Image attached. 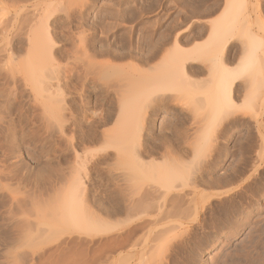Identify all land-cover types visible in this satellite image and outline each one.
Segmentation results:
<instances>
[{"label": "rangeland", "instance_id": "374dc122", "mask_svg": "<svg viewBox=\"0 0 264 264\" xmlns=\"http://www.w3.org/2000/svg\"><path fill=\"white\" fill-rule=\"evenodd\" d=\"M17 1L20 2V0H16V4H17L16 5L15 3L12 4L13 2H15V0L14 1H12V0H0V3H1L0 4L1 5L0 6V15H1L0 18L4 17V19L6 20L5 21V20L0 19V21L2 23L0 25V30H1L0 31V38H2L1 37L2 33L4 34L5 31H8L9 32L8 38H9V40L10 39L12 40V43H11V40L9 41L8 39H6L9 41L8 42L10 44L9 45V44H7V41H3L2 39H0V43H1L0 44V59H1L0 60V62H1L0 63V76H1L0 82L3 81L4 83H6L5 82L6 79H7V83L9 81V79L6 78V77L10 76V75H8L9 73L7 72L8 67L12 64H16V62L21 59L20 53L18 55V52L22 49V46H24L25 34L28 33V30L30 28L29 27L31 25L30 21L33 23V18H32V17H34L33 14L35 15V12H32L33 10H31V9L33 6L37 5V7H38V5H43V1H45V0H33V1L32 0H25V2H24V0H22L20 3H17ZM57 1L58 2L60 1L61 5L63 7H66V8L60 7V5H59L60 2L58 3ZM73 1L72 0H64V1L63 0H56V3L58 4L56 9H59V8L67 9L68 8V11L67 10H65V11L69 12V16L73 14L71 16L73 18L72 23L70 24L72 26H70V30H69V31H71L69 36L72 39L67 40V37H66V40H65L63 36H62V38L60 36V35H63L62 28L64 26H65L64 28H66L68 26L67 21H66L67 20L66 15L64 16V14H63L66 12L63 9H62L63 11L61 9H59L63 13L60 12L59 15L57 14L56 17L53 18V20L49 21V25L52 26V27L50 26L52 28V29L50 28L51 29L50 35H52V37L53 36L55 37L57 35L56 38L53 37V40H54L53 43L55 42V45L57 43H58L57 45H60L59 50H57V48H56V50H55V48H53V50H54L53 55H56V53H58L57 58L55 57L56 59H54L55 63H53V64H55L54 69L56 67H57L56 69H60L63 67L62 69H60V71L62 70L61 73L60 72L58 73L59 76L60 75L62 76V74L65 71L64 68L67 69V65L70 66V65H73L74 63H77L75 61L78 60L80 57V61H78V64H75L77 68L81 67V69L79 68L78 70L82 71V68L84 67L83 68L84 70L87 69L86 71H89V72H87L89 75L93 76V73H94V76L92 77V79H94L93 81H91L92 80L91 78L89 79V77H88L89 75L87 76V80H90V81H88L89 82L88 86L90 84H92L93 86H90V87H94V88L96 87L95 89H89L87 94H86V97H88L87 101H88V108L90 107L89 108L90 111L97 109L100 105V99H98L99 101L95 100L96 97L98 96L96 94H98L99 89H102L103 86L101 84L104 85V83H106V82L103 81V79L101 78V75H99L98 73L100 72L99 69L101 70V69H103V67H106L105 65L108 64L109 59L106 57L96 56L94 58V60H95V62H97L98 66L94 65L93 67H89V69H88V66L86 63L87 62L86 57L81 55L82 52L79 49H76L77 52H75L76 51L75 48L78 46L73 47L74 52H73V48L71 47L73 44L79 45L78 38H80L81 34H83L85 36L86 46L89 44L87 46L89 48H87V47L86 48H87L88 54H91V56L94 54L92 52H94L95 50L96 51L100 50L103 47L106 49V46H109L108 49H115V47H117L116 45L120 44V42L122 43L123 39L125 40L126 36H128V35L132 36L133 47L134 46L137 47L139 42H140L139 44H141L144 41H147V39L150 38V35L152 37L150 39H152L155 42L158 39V37L161 35V33L165 34L166 31L169 32L172 29H174V30H172L171 33H167V34H169V37L172 35L171 36L172 38L170 37V39H172V41H173V38H174V36L176 37L177 32L180 33L182 30H184L186 28V32L183 34H179L177 36V38H178V42H180V40H181L184 43V40H185L186 45H185V43L183 44L182 42L179 43V45L180 44H181V46L185 45L183 47L188 48V47L192 46L193 41H195V40L201 41V39L202 40L204 39V37L206 36L205 31L208 30V28H207L208 27L207 26L208 20L207 19H209L210 17H215L216 15H219L222 8L224 7V4H225L224 0H217V3H215L212 6L210 5V3L213 0H192V1L191 0H80V1L79 0H76V1L73 0ZM65 2H66V4H65ZM83 2H84L86 7H84V5L81 7V3L83 4ZM56 3L54 5H56ZM67 3H70V4H67ZM150 4L153 6H151ZM197 4H199V5H197ZM216 4L218 5V8H216L215 12H213V14L211 16L210 15L200 16V14H198V13L204 11L207 7L208 8L214 7L215 8ZM4 5L6 6V8ZM70 5H72V7ZM23 6L25 7L24 10H26V12L23 10V12L20 13V16L18 17V19H16L18 22L14 21L15 20L14 14H12V13H14V9L16 8L15 10H18V8L20 9ZM196 6H197V8H196ZM77 7H78V9H77ZM38 8H40V7H38ZM75 8H76V10H74ZM2 9H4L5 13H3ZM70 11H72L71 12L72 14L70 13ZM140 11L143 13H141ZM136 12H138V13H136ZM4 14H5V16H4ZM134 14H136V15H134ZM30 15H31V17H27ZM110 15L113 17H117L119 22H115V19H113V17H111ZM243 15L246 17V22L244 21V23H247V25L250 26V27L249 26L248 27L251 29L252 32L257 34L258 36L263 37V39H264V0H246V10H245V13ZM81 16H82V18H81ZM106 16L110 17L111 19L106 17ZM71 17H69V18L71 19ZM83 17H86V18H83ZM245 17H244V20H245ZM102 18L105 19V20L103 19V22L101 21ZM119 18L122 19L121 22H120ZM123 18L125 19V21L123 20ZM126 18H128V20ZM129 18L132 20L134 19V20L129 22L130 21ZM185 18L187 21L184 20ZM77 19H79V20L81 19V20H83V23L84 22L86 23V24L84 23L85 28H86V26H89V27L86 30H84L85 29L84 27H83V30H79V29L77 30V28L75 27V24H74L75 20H77ZM97 19L101 23H104V21H105V25L107 23V25H106L107 27L106 26L101 27L102 24L99 23V21ZM212 19H214V18H212ZM10 20H11V23H10ZM63 20L66 22H63ZM73 20H74V22H73ZM184 21H185V23H184ZM110 22L113 24V26L110 24ZM20 23L23 27L22 26L20 27ZM23 23H24V25L25 24H27V25L24 26ZM98 23H99V25L97 26ZM5 24H7V25H5ZM8 24H9V26H8ZM116 24H117V26H116ZM6 26L8 28L4 31L3 29L6 28ZM10 26H11V29H10ZM149 26H150V29H149ZM187 26H188V28H187ZM64 28H63V30H64ZM112 28H113V30H112ZM21 29H23V30H21ZM168 29H170V30H168ZM2 30H3V32H2ZM108 30H109V32H108ZM198 30L202 32V33H200L202 35L201 36L202 38L201 37H198V39L195 38V40L193 39L192 41H190V43L188 42L189 44H187L186 41L189 39V35L191 34L190 36H192V35H195L196 33L198 34ZM17 31H18V34H17ZM25 31H26V33H25ZM81 32H83V33H81ZM14 33H16V34H14ZM20 33H21V36H20ZM58 33H60L59 34L60 37L58 36ZM83 35H81V36L84 37ZM86 36H87V38H86ZM121 36L123 38H121ZM143 36H146V37H144V39H143ZM184 37L185 38L187 37V38L185 39ZM58 38L59 39L61 38L60 40H63V41L60 43V41L57 40ZM170 39L168 41L169 44H171ZM72 40H73V42H71ZM57 41H59V42H57ZM167 47H169V45H167ZM64 48L70 49V50L72 49V51L67 52L65 49L64 50L65 54H64L63 53ZM239 49H241V48H240V44L237 41L236 42L234 41L233 44L230 46V49H229L230 57H229V59L233 58V61L231 62L232 65H234L233 63L238 58L239 51H240ZM2 51L3 52L5 51L4 52L5 54ZM121 52H122V50H121ZM11 53H13V54L11 55ZM69 53H71V54L69 55ZM74 53H75V55H73ZM8 55H11V58L13 57L10 60V62L13 60L14 63L12 62L11 64H9L8 57H7ZM65 55H66V58H65ZM21 56H22V54H21ZM58 57L63 58L64 61H62V59L60 61V58H58ZM74 57H75V59H74ZM77 57H78V59H77ZM93 57H94V55H93ZM57 59L60 62L56 61ZM67 59H68V61H67ZM69 59H70V62H69ZM71 59L72 60L74 59L73 60L74 62L71 61ZM83 59H86L85 65L82 64V63H84ZM102 60L105 62L107 61V63L102 62ZM79 62H80V64H79ZM120 62L122 63V61H120ZM120 62H117V63H116V61H114V63L110 62L111 64L109 63L108 65H115V63H116V65H118ZM126 63H127V61H124L123 65ZM1 64H3V65L1 66ZM81 64L83 67L81 66ZM58 65L60 66V68ZM94 67H96V68L98 67L99 69L98 68L96 69ZM91 70H93V71H91ZM61 76H60V78H62ZM3 78L4 79L6 78L5 81ZM76 79H77V76H75V78L72 79L74 81L71 80V82H66V83L62 81L63 79H61L62 83L60 84V88H62L61 90H63L64 93L66 92V95H69V93H68V91L70 92L69 89H71V93L73 92L74 94L76 93V89L78 90V88H77L78 85L75 89L76 83L74 84V82L77 81ZM52 83L54 84V86L57 84L54 82H52ZM2 84L3 83H0V85H2ZM16 84H17L16 90H18V88H19V90H20V88L21 89L24 88V87H22L23 85H21V84H20L21 86L20 85L18 86V81ZM65 84H66V86H65ZM69 84H70V86L68 88L67 85H69ZM242 84H243L242 82H240L238 84V85H241V86H238L240 89L237 87V90L239 89L238 93L236 90L234 92V95H233L234 102L237 104L238 103L240 104V102L242 101V97H243V93H244V92L241 93V91H242L241 89H243ZM7 85L6 84L4 85L5 88L2 91H4L3 93H5L4 94L5 98H7V96H6V93H7L8 95H11V99H13L14 95L16 96V94L19 93L18 92L19 90L16 91L17 93H15V91H13V89L11 88L12 86L10 85V87H8L9 85L8 86ZM72 85H74V86H72ZM6 86L10 90L8 88H6ZM16 86H15V88H16ZM2 87H3V85H2ZM73 87H74V89H73ZM0 88H1V86H0ZM97 88H99V89H97ZM260 88L261 89L257 93V98L253 103V107H254V108L252 107L253 111H249V113H247L248 110H247V112L244 110L245 111V112H243L244 115L242 113L243 110L238 111L237 115L236 114L234 115L236 117L233 116L232 117L233 119L229 118V120H231V121H229V124L224 123V124H227L226 130L223 131L222 133H219L220 135L219 134L217 135V139H214V138L212 139L213 141L211 143L210 149L212 150V147H213L217 151H215L213 149L214 151L212 150L213 152L211 151L208 154V152L210 150L209 149L207 151V153L204 154V156L202 155V156L196 157V155L193 152L194 148L192 146H191L192 147V150H191V149H187L186 145H183L181 148H174L172 151L169 150V153H168V151L166 153V152H164V150L163 151L160 150L159 151L160 153L157 152L158 154L157 153H156L157 155L155 154L157 157L156 156L152 157L153 158L152 161L151 160H144L145 162H152L153 163V161H154L156 163L157 162L160 163L161 161H163V162L166 161V160H162L163 156H164V158L165 157L166 158H178V161L177 160H174L175 162L172 160L171 161L174 162V164H176L177 166L181 167L182 170L187 168L186 169L187 171L185 170V172H186L187 176L190 177V178L188 177V180H186L183 184L181 183L182 185L180 184V186H179V183L177 184L181 189H183L182 191H179V193L182 192L181 194L183 196L184 195L188 196L189 197V198L187 197L188 200L193 199V193L191 195L192 191H191L189 186L192 183L191 180L193 181V179L195 178L196 179L195 181L198 182V184H199V186H197V189L199 188L198 189V191L200 193L199 195L203 194L204 200H206L204 202L205 204L203 203L204 205L201 204L199 206V208L196 210L198 212H196L195 216L193 213V211H195V210L192 208V211H190V209H189L190 207H193V206L189 205L190 207L188 209L185 208V211L187 210V213H189V214L184 212V215L186 214L185 215L186 217L185 216L178 217L181 220L178 219L177 217H173L174 219L169 217L172 220L169 218H167L168 219L167 220L165 217L163 219V221L161 220V222H160L159 217L157 218V216H155V215H157V213H156L157 212V210H156L157 206L156 205H158V202L160 201L159 196L161 197V194L158 196L157 192L155 191L156 192V195H155V192L152 193L153 189H149L150 187L148 186L149 187L148 188L147 185H144L145 186V188H144V186L142 185L143 186L142 189L143 190L145 189L144 192H146V194L143 193L144 197H142L143 196L142 195L143 190L141 189L142 192H141V190L139 191V193L141 192L140 195L136 194L135 195L136 197L134 198V196H133V198L138 199L137 196H140V197H142L141 199H143L144 201L143 200L139 201L141 199L136 201V200L131 198L133 200V203L139 202V204H140L139 207H137V206L135 207V209L132 211V213L135 212V215H137V212H139V213H140V211L144 212L145 213L144 216L146 219L148 218V217H146V214H148L149 218L150 219L152 218V220L155 219V217H156L157 219L153 220V221H156V223L150 225L153 227L154 231L150 230L149 227H146L147 230L144 228L145 230L144 229L141 230V231H144V235L141 234L140 233L141 231H140L139 232L140 234L139 235L137 234V236L132 240V242L135 240H136V242L135 243L131 242V245H133V246L131 247L129 245L131 248H129L127 246L126 247L127 249L122 248L123 250L122 249H114L113 251H115V250L116 251L115 252L112 251V253H110V251H111L110 248L112 247V245L117 240L120 239V238H117L115 240L116 237L111 235L114 233L117 236V234L115 232L110 233L107 236L106 235L103 236L102 234H98V235H95L93 237L87 238L88 236H85L82 234H77V233L70 234V233H67V231H65V230H63V231L61 230L59 232L56 231L55 234H53L54 231L52 232V230H49V229H52V227H55V229L58 230V228H56V221H53L54 219L52 220V218H54V217L56 219V216H54L55 215L54 211H55V209H57V208H55V206L58 207V205L51 203V202L55 201V203H56V201H58L56 199H59V194L61 192V188H63L67 183L66 182L65 185H63L64 184L63 182L66 180V178L68 180V183L71 180V178H70V173H71L70 170L71 169L69 170V178H68V175L67 176H64V175H66V173L68 172V170H66V169L70 168V166H68L69 167L68 168L65 165H68V164H66L67 160L71 161L73 159V158L71 159L72 153H70V155H69L70 150H68L67 142L65 140H64L65 141L64 143L62 142L63 140L60 141V139H63V138L58 139V137H61V135L57 136L59 134H57L56 132H54V133L50 132L51 135H50V133L49 134L45 133L44 132L45 129L42 127V125L39 126L40 124H38V123L35 124V120H36V122L39 121L38 116L33 114V112L30 110L32 107L27 104V102H26L27 98H26V100H24L25 97H27V93L25 92L26 94L25 93L23 94L21 92L22 95L20 94V96H19V94H17L20 98L18 96L14 97V99H16L18 97L16 99L18 101L15 100L14 105L18 106L20 104L18 102L21 101V104L19 106L22 107L23 100L25 101L24 103H26L25 105H27L28 107L27 106L25 107V105L23 103L24 107H22V108H24L23 109L24 111L23 112L21 111V112L23 114L25 113L24 116L28 119V121L26 118H24L22 113L21 114L18 113L19 117H16L15 115L17 113H14L15 111H12L11 112L12 115L9 117H13L12 119L14 121H12V119H10L9 117L8 118L10 121L13 122V123L11 122L13 127L10 126L11 123L9 120H5L6 125H4L3 128L0 127V143H1L0 144V187H1L0 188V264H65L66 262H69V261H70V264H74V263L76 264L78 262L76 260H79L80 264H83V263L84 264H96V263L97 264H117V260H119V257L121 255H122L121 257L126 256V258L125 259L122 258V260L120 259L121 262L118 264H124V262H125V264H135V263L136 264H155L157 262H158V264H159V262H160V264H264V163H263L264 162V143H263L264 142V131H263L264 130V82ZM5 89H6V91L9 90L8 91L9 93L6 92ZM11 89H12V91H11ZM23 90H21V91H23ZM72 90H74L75 92ZM10 91L13 92V95H12V93H10ZM21 96H22L23 100L21 99ZM110 96L113 97L114 95L110 94ZM8 97L10 99V96H8ZM67 97H65L66 101H67L66 102L67 105H71V106L75 105L76 106V104H77L76 100L77 99L70 101L71 99L69 97L68 98ZM74 101L76 104L74 103ZM94 101H96V102H94ZM98 102H99V104H96V105H98V106H96L95 103H98ZM183 103L184 102H182V104L180 103L182 106L180 104H178L177 107H179L178 109L182 114L183 113L186 114L185 116L188 119L186 121L187 126H185V128L187 127L186 128L187 131L184 130V133H186L189 136V139L187 138L186 144H191L194 137H195L194 133H192V132L196 131L195 127L196 128L198 126L202 127L203 123L200 125L194 124L195 121L190 119V118H193L192 108L188 105H187L188 107L186 105L183 106ZM184 104H186V103H184ZM171 105H174V104H171ZM25 109H27L29 111H27ZM185 109H187V110H185ZM1 111H2V114H0V115L6 117L5 119H8L7 116H5L6 113L3 114L4 111L0 110V112ZM30 112H31V114H30ZM28 113L30 116L28 115ZM67 115H68V112H67L66 116ZM162 115H166L164 117L168 116L169 118L168 117L167 118L169 120H167V118H166L165 119L166 122H165ZM174 115H175V113L172 110V108L168 107L165 110H159L157 112V114L154 116L155 118L152 120L153 122H151V126H152L151 127V131H152L151 135L153 138L157 137L156 139L155 138L153 139V141L155 140V143L156 142L158 143V141L163 138V136H161V134L163 135V133H164L163 129L170 128V127L172 128L173 126L174 127L178 126L177 125V124H179V122L177 121L178 116L176 117V115L175 116ZM14 116L16 117V119ZM90 116L91 115L88 116L89 119H91ZM32 118H34V119H32ZM35 118H37V119H35ZM179 119H180V116H179ZM19 120H20V122H19ZM23 120L24 121L26 120V124ZM32 121H33L36 129L38 127L37 130H41L43 128L42 129L43 131H36V129L33 127L34 125H33ZM188 121H189V124H188ZM28 122L30 124L27 125ZM164 122L167 124L169 123L168 125H166L169 127H166V126L164 127V125H165ZM192 123H193V126L190 125ZM194 125H195V127H194ZM196 125H198V126H196ZM0 126H2V125H0ZM5 126H7V127H5ZM9 126H10V128H9ZM31 126L34 129H32ZM39 127L40 128L42 127V128L40 129ZM222 127H223V125L221 126L220 130L222 129ZM8 128L10 130H8ZM13 128H14L13 133L16 132V133H14L16 135H13L11 137L10 134H13L11 132ZM31 129L34 131L32 132ZM189 129L191 131H189ZM64 130L65 131L63 132V135L65 137L67 135L71 134V133H69L71 129L68 125L65 126ZM218 130H219V128L217 129V131ZM220 130L218 132H220ZM17 131H18V133H17ZM162 131H163V133H162ZM214 131H216V130H214ZM6 132H7V134H6ZM30 132L33 134H31ZM42 132H44L45 134L43 135ZM30 134H31V136H30ZM52 134H54V136H52ZM65 134H67V135H65ZM186 134H185V137H188ZM7 135H8V139L11 138V140L6 139ZM48 135H50V136H48ZM214 135H215L214 137L216 138V134H214ZM51 136H52V138H50ZM158 136L162 137V138H159ZM53 137L55 138V140H52V139H54ZM56 137L59 140V141L57 140L59 143L56 142ZM261 137L263 138L262 139L263 142L261 141ZM43 138H46V139H43ZM49 138L56 143V144H54L55 146L53 145L54 142H52ZM5 139L7 140V142H5L6 141ZM47 139H48L49 143L47 142ZM9 141L11 143H8ZM64 144L65 145L67 144V145L65 146ZM98 145L100 146V144H98ZM98 145H96V146L99 147ZM191 145H193V143ZM92 146H94V145H92ZM92 146H91V148H89V151L95 150L93 148H95L96 146L93 148H92ZM49 147H52L53 149L49 148ZM96 149H98V148H96ZM174 151H175V153H174ZM184 151H188V153H184ZM97 155L99 156V157H97L98 159L96 158V160H91L92 163H89L90 160H88L89 161L88 164H91V165L87 164V167H86V170H88V172H91V171H93V172H91V174L87 172L88 175H85L86 173L85 174L83 173L87 177L90 175V177H88V178L84 177V175H82V173H80V177L82 179V182L85 183V185L84 184L82 185V189L84 188L83 186H86L85 187L86 191H84V193L81 191L82 194L80 195V197L82 199L81 201L84 203V205H82V207H85L84 212L86 215L89 214L93 218H95L94 216H96L97 218H95V219L98 222L100 221L99 223H108L109 225L111 224V226H112V224L113 225L115 224V226H117L119 224L121 225L123 223V220H121V219L115 220V218L109 219L106 216H103V212H102L103 208H107L109 204H112V206H115L117 203L116 201L121 202L123 199L127 198V197L124 198V196H126L125 194L128 192L122 194L124 191L121 193L118 191V188H114V186L118 185V182L124 185V181L121 180L122 176H120V174L123 172V169L121 170L122 166H120L121 161L120 160H113V158H114L113 151H108V152L103 151L101 154L97 153ZM179 155H182V157ZM194 156H195V160H194ZM107 158H109V159L111 158L112 160H109V159L105 160ZM197 158H198V160H197ZM42 160H43V162H42ZM53 161H55V162H53ZM169 161L170 160H167L166 162H169ZM171 161H170V163H172ZM183 161H186V162H183ZM47 163H50L51 165L53 163V166H55V167L52 166L53 167L52 169L55 171L56 174L54 172L52 174L48 173L52 169H49V171H45V170H47L46 168L49 167V166L46 167ZM70 163L72 164L71 167H73V160ZM95 165H98L99 167L95 166ZM44 166L46 168H44ZM61 167H63V169ZM95 167H98V168H95ZM190 167L193 169H191ZM56 168H57V170H56ZM58 168H61V170H60L61 173H59ZM100 168H101V170L99 171ZM107 168H108V170H107ZM73 169L74 168H72V170ZM190 169H191V171H190ZM89 170H91V171H89ZM109 170H110V172H109ZM236 170H237V172H236ZM240 170H242V172H240ZM40 171L43 174L45 173V175L44 176L43 175L38 176V175H40L39 174ZM120 171H122V172H120ZM50 172H52V171H50ZM105 173H107V174L110 173V174H108L106 176ZM60 174H61V176H60ZM62 174H64L63 179H61ZM199 174H201L200 177H199ZM46 175H49V177L52 176L51 178L53 179L54 182L52 180H50L51 178H49V177H48L49 180L46 177L47 181H44L43 179H45ZM192 175L195 177H193ZM55 176H58V177H55ZM59 176H60V178H59ZM102 176H104V177H102ZM111 177H113V179H117V181L118 180H120V181L117 182L116 180H112ZM203 177H205V179ZM57 178H59L61 180L58 181L59 179L57 180ZM230 178H231V180H230ZM232 178H233V180H232ZM62 180H64V181L61 182ZM206 180L210 181L212 183L204 187L203 185H201V182H204ZM214 181H215V183H214ZM47 182L50 184H48ZM116 182H117V184H116ZM188 183H190V184L188 185ZM60 184H62V185H60ZM121 184L118 185L117 187L121 188L122 187ZM212 185H214V186H212ZM15 186H17V188ZM124 186L122 188H124ZM109 187H110V189H109ZM208 188H210V189H208ZM146 189H147V191H146ZM151 190H152V192H151ZM176 192L177 191L175 190L172 193H168L166 198L164 195L163 200H161V203L163 201V204L165 203V207L167 206V208H172V205H170V202H171V204L173 201L176 203L175 200L177 198H175V197H177L179 194L178 192L177 193ZM159 193H161V192H159ZM189 193L191 196L189 195ZM174 195H175V197H174ZM205 195L207 196V198L210 196L208 198V201H207V198ZM120 196H122L123 198H121ZM127 196L129 197V195H127ZM169 196H170V198H169ZM172 197H173V199H172ZM47 198H48V200H47ZM17 200H19L20 202L19 201L17 202ZM25 200H27V201H25ZM97 200L101 204L98 203ZM157 200H159V201H157ZM82 202H81V204H82ZM174 202H173V205L175 204ZM113 203H114V205H113ZM161 203L158 206H160ZM19 204H20V206H19ZM105 204H108V205H106V207H105ZM51 205H53L54 207ZM38 207L40 209L39 210L40 216L37 214ZM45 207H48L47 210ZM50 207H51V209H50ZM109 207H111V206L109 205ZM140 207H142V208H140ZM165 207H163V211H166V210L168 211V209H166ZM52 208L54 210H52ZM11 210H12V212H11ZM40 211H41V213H40ZM35 214H37L38 216ZM49 214H51V216H53V217L51 218V216ZM56 214H57V211H56ZM142 214L143 213H141V217L143 218L144 216H142ZM135 215L130 214L129 216L130 217L132 216L131 218H133ZM187 215H188V217H187ZM32 216H34L35 220L32 218ZM102 216L105 218H103ZM38 217H40V218H38ZM98 217L102 218V219H98ZM130 217H128V219H131ZM138 217H140V216H138ZM190 217H192V218H190ZM145 218H143V219H145ZM22 219H25V220H22ZM48 219H49V221H48ZM107 219H109V221H107ZM150 219H148V221ZM104 220H105V222H104ZM111 220H112V222H111ZM157 220L159 222H157ZM164 220H166V221H164ZM192 220H194V221H192ZM50 221H52V224H53V222L55 223V225H52L51 228L49 227L51 224ZM27 222H28V224H27ZM46 222H47V225L49 228L45 227V226L42 227V224L45 225ZM151 223H153V222H150V224ZM169 223H171V224H169ZM172 226H173V228H172ZM14 227H17L18 229L14 228ZM22 227H24V228H22ZM44 227L48 228V230L47 229L46 230L48 231V233H50L51 236L54 235V237L52 236V238H50L51 236L49 237V235H48V233ZM152 227H150V228L152 229ZM160 227H162V228L160 229ZM40 228L42 230H39V232H38V229H40ZM148 229L150 231H152V233H151L152 235H150V236L148 235V233L147 234L145 233V231H149ZM43 230H45V231H43ZM41 231H43L44 234L40 233ZM166 231H168L169 233ZM57 232H58V234H57ZM64 232H66V233H64ZM62 233H64V234H62ZM145 234L148 235L149 237H146ZM36 235H37V237H36ZM155 235H159V237H157ZM161 235H163V236H161ZM31 236H33V237L31 238ZM109 236H112V237H109ZM165 236H166V238H163ZM48 237L50 239H48ZM18 238H19V240H18ZM102 238H106L107 241L105 239H102ZM15 239H16V241H15ZM143 239H144V241H143ZM137 240L139 241L138 243H137ZM167 240H169V242ZM21 241H23V242H21ZM26 241H27V243H26ZM164 241H166V242H164ZM91 242H92V244H91ZM159 243H160V245H159ZM104 244H105V247H104ZM151 244H153V245H151ZM158 245H159V247H158ZM151 247L152 248L156 247V248L153 250ZM65 248H67V249H65ZM163 248H166V249L163 250ZM161 250L163 253L161 252ZM69 251L71 253H69ZM67 252H68V254H67ZM151 252H152V254H151ZM153 253H155L156 257L154 256ZM157 253H159L161 256L160 255L158 256ZM164 254L168 259L164 256ZM95 255H97L99 258ZM64 256H65V258H64ZM105 257H107V259H105ZM157 257H159V258H157ZM66 258H67V261H66ZM128 258H130V261ZM72 260H73V262L74 261L75 262L71 263ZM89 262H91V263H89ZM92 262H94V263H92ZM79 263H77V264H79ZM66 264H69V263H66Z\"/></svg>", "mask_w": 264, "mask_h": 264}, {"label": "bare ground", "instance_id": "6f19581e", "mask_svg": "<svg viewBox=\"0 0 264 264\" xmlns=\"http://www.w3.org/2000/svg\"><path fill=\"white\" fill-rule=\"evenodd\" d=\"M12 1H14V0H12ZM21 1L22 0H20V2ZM215 1H217V0H215ZM224 1H225V4H224V7L222 8L220 14L217 15L216 18L210 19V20L207 21L208 30H206L207 32L205 31L206 36L204 37V39L203 40L201 39V41L200 40L199 41L195 40V38L198 39V37L202 36L200 34L202 32L199 31V30H198V34L196 33L195 35H192V36H190L191 35L190 34L189 35V39L186 41L187 44H189L190 41H192L193 39L195 41H193L192 46L188 47V48H184L183 47V46L186 45L185 40H184L185 45L181 46V44L179 45V43H181V42L183 43V41H181L179 39L180 42H178V38H177V36L179 34H183V33L186 32V28L184 30H182L180 33L177 32V35H176V37L174 36L173 41H172V39H170V37L172 35L169 37V34H167V33H171L172 30H174V29H172V30L168 29L170 31L167 32L165 30L166 31L165 34L161 33V35L159 37L157 36L158 39L155 42L152 39H150V38H152L151 35H150V38H148L147 41H144L141 44H139L140 43L139 42L137 47L136 46L133 47V45H132V43H133L132 36L131 35H128V36L125 35L126 36L125 40L123 39L122 43L120 42V44L116 45L117 47H115V49H108L109 46L105 45L106 49L103 47L100 50H97V51L95 50L94 52L91 51L92 53H94L93 54L94 57H93V55L91 56V54H88L87 48H89V47H87V46L89 44L86 46L85 36L83 34H81V33H83V32H81L80 34L83 35L84 37H82L80 35V38H78L79 45H77V44L74 45L73 44L72 46L71 45L70 46L72 48L74 46L75 47L78 46V47L75 48V50L79 49L83 53V54L81 53V55L86 57L87 60L83 59L84 63H82L83 61L81 63L83 65H85L87 63L88 69H89V67H93L94 65L98 66L97 62H95V60H94V58L96 56L108 58L109 59L108 64L110 62L114 63V61H116V63L122 61V63L120 62L118 65H116V63H115V65H108L107 64V65H105L106 67H103V69H101V70L97 67L99 69V71H100L98 74L101 75V78L106 83H104V85L101 84L103 86L102 89L97 88V89H99V92H98V94H96V95H98L97 96L98 98L96 97L95 100L100 99V105H99V107L97 109H94L92 111L89 110L90 107L88 108V101H87L88 97H86V94H87L89 89H95L96 87L95 88L94 87H90V86H93L92 84H90L88 86V83H89L88 81H90V80H87V76L89 75L87 72H89V71H86L87 69L84 70L83 69L84 67L82 66V64H81V66L83 67L82 71L78 70L79 68L81 69V67H78V68L76 67L75 64H78V61H80V57H79V59L77 57L78 60L75 61L77 63H74L73 65H70V66L67 65V69L64 68V70H65L64 73L62 72L63 73L62 76L60 75L62 78H60L58 73L59 72L61 73L62 70L60 71V69H62L63 67L60 68V66L58 65L60 69H56L57 67L54 69V65L55 64H53V63H55L54 59L57 58V54L58 53H56V55H53V53H54L53 52L54 51L53 48H55V50H56V48H57V50H59V46L60 45H57L58 43L55 45V42L53 43V41H54L53 37L54 36L52 37V35H50V30L52 29L51 28L52 26L49 25V21L53 20V18H55L57 14L59 15V13L62 12L63 10L64 11L65 10L68 11V8L67 9H63V8H66V7H63L61 5V2L59 1L60 2L59 5H60V7H63L62 8L63 10L61 8H59V7L58 8L61 9L62 11L59 10V9H56V7L58 5L56 3V0L55 1L54 0L53 1L52 0H47V1L45 0V1H43V5H38V7H40V8H38L37 5L32 7L31 10H33L32 12H35V15L33 14V16H34V17H32L33 18V23L30 21V23H31V25L29 26L30 28L28 30V33L25 34L24 46H22V49H21L22 51L20 50L18 52V55L20 53V58L21 59L19 58L20 60H18L16 62V64L10 65L8 67V69H7L8 70L7 72L9 73L8 75H10L9 76L10 78L6 77V78L9 79V81H8L9 84L7 83V79L6 78H5L6 81L3 78L6 83H4L3 81L0 82V83H3L2 84L3 87H2V85H0L1 86V88H0V110L4 111L3 114L6 113L5 116H7V118L12 115V113H11L12 111H15L14 113L21 114L24 111L23 110L24 108H22V107H24L23 106V103L25 102L24 100H26V98H27V101H26L27 104L32 107L30 110L33 112V114L38 116V120L39 121L36 122V120H35V124L38 123V124H40L39 126L42 125V127L45 129L44 130L45 133L49 134L50 132L51 133L56 132L57 134H59V135L56 134L57 136L61 135V137H58V139L59 138H63V139H60V141L63 140L62 141L63 143L66 141L67 144H68V145L66 144L68 146V150H70L69 155H70V153H72L71 154V156H72L71 159L73 158L72 159L73 160V167H71L72 164L70 163L72 160L71 161L67 160L68 162L66 161V164H68V165H65V166H67V167L70 166V168L69 167H68L69 169H66L65 167L64 168L66 170H68V172L66 171L68 174L67 173H66V175L62 174V178H61V179L64 178L63 175L64 176L68 175V178H69V170L71 169L70 170V172H71L70 173L71 180L68 183V180L65 177L66 180L65 181L62 180L61 182L64 181L63 185H65L66 182L67 183H66V185L63 188H61V192L59 194V199H56L58 201H56V203H55V201H52V202L50 201L51 203H54V204L58 205V207L55 206V208H57L54 211L55 213L52 211L55 214L54 215L52 213L54 216H56V219H55V217L52 218L53 216H51V214H49L51 216L52 220L54 219L53 221H56V228H58V230H56L55 227H52V229H49V230H52V232L54 231L53 234H55L56 231L59 232L61 230L62 231L65 230V231H67V233H70V234H72V233H74V234L75 233L82 234V235L88 236L87 238H89V237H93V236L98 235V234H102L103 236L104 235L107 236L108 234L115 232L117 234V236L119 235L118 237L114 233L111 234V235L116 237L115 240L117 238H120V239L117 240L112 245V247L110 248V250H111L110 253H112V251L114 249H122V248H126L127 246L129 248H131L133 246V245H131V242L137 236V234L139 235L141 233V234L144 235V231H141V230H143L144 228L146 229V227H149L150 230H153V227L150 226V225L155 224L156 221H153V220H156L158 217H159L160 222H161V220L163 221V219L165 217H166V219L169 218V217H171V218H173V217H177V218L178 217H183V216L186 215V214L184 215V212L187 213V210L185 211V208L188 209L190 207L189 205L193 206V207H190L189 209H190V211H192V208L195 210V211H193L194 216H195L196 212H198L196 210L199 208V206L201 204L202 205L205 204L204 202L206 200H204L203 194L199 195L200 194L199 191H198L199 188L197 189V186H199V184H198V182L195 181L196 180L195 178L193 179V181L191 180V182H192L191 184L188 183V185L190 184L189 187H190V189L192 191L191 195L193 193V199L188 200V198H189L188 196H186V195L183 196L181 194L182 192L179 193V191L183 190V189H181L179 187L180 184L181 183L183 184L186 180H188L189 176H187V174L185 172V170L187 168L182 170L181 167H179L176 164H174V162H175L174 160L178 161V158H166V157L164 158V156H163L162 160H166V161L167 160H170V161L172 160V161H174V162L171 161L172 163H170V161L169 162L161 161L162 163L160 161H159L160 163H158V162L156 163V162L153 161V163H152V162H145L144 160H151L152 161L153 160L152 157L156 156L158 153H160L159 152L160 150H162V151L164 150V152H166V153L168 151V153H169V150L172 151L174 148H181L183 145H186V148L187 149H191V150H192V147H193L194 148L193 152L196 155V157L197 156H202V155L204 156V154L207 153V151L211 148V143L213 141L212 139L213 138L217 139V135L219 133H222L223 131L226 130V127H227L226 125L229 124V121H231V120H229V118L231 119L235 114L237 115V112L240 111V110L241 111L243 110L242 113L245 112V111L247 112V110H248L247 113H249V111H253L252 110L254 108L253 107V103L256 100L257 93L261 89L260 87L262 86V84L264 82V39H263V37L258 36L257 34L252 32L251 29L249 28L250 26L247 25V23H244V21L246 22V17L243 15L245 13V10H246V0H224ZM20 2L17 1V3H20ZM24 2H25V0H24ZM54 2L56 3V5H54L55 4ZM84 2H83V4L81 3V7L83 5H84V7H86ZM213 2H214V0H213ZM14 3L16 4V0L12 4H14ZM65 4H66V2H65ZM67 4H70V3H67ZM197 5H199V4H197ZM212 5H214V4H212ZM70 6L72 7V5H70ZM151 6H153V5H151ZM23 7H21L22 9L18 8V10H15L16 8L14 9V13H12V14H14V19H15L14 21H17L16 19H18V17L20 16V13L23 12V10L25 9V7L24 8ZM78 7H77V9H78ZM5 8H6V6H5ZM196 8H197V6H196ZM215 8H218L217 4H216ZM74 10H76V8ZM212 10L213 9L211 8V11H210V7H209V9L206 10V11L208 12V14L210 12L212 14V12H215L216 9L213 10V11ZM2 11H3V13H5L4 9H2ZM24 11L26 12V10H24ZM67 11H65L66 13H63V12L62 13L64 14V16L66 15V18H67L66 21H67V25L68 26L66 28H64L65 27L64 26L63 27L64 30L62 28L63 35H60V36H61V38L63 36L65 40H66V37H67V40H70L72 38H70V36H69V34L71 32L69 30H70V26H72L70 24L72 23V19L73 18L71 16L73 14L71 13L72 11H70V13L72 15L69 16V12H67ZM136 13H138V12H136ZM141 13H143V12H141ZM198 14H200V13H198ZM211 14H209V15H211ZM134 15H136V14H134ZM4 16H5V14H4ZM27 17H31V15L27 16ZM69 17H71V19ZM106 17H108V16H106ZM111 17H113V16H111ZM244 17H245V20H244ZM81 18H82V16H81ZM83 18H86V17H83ZM108 18H110V17H108ZM124 18H123V20L125 21ZM0 19L1 20H5L4 17L0 18ZM103 19L104 18L101 19L102 22H103ZM113 19H115V22H119L117 17H113ZM126 19L128 20V18H126ZM64 20H63V22H66ZM133 20L130 19L129 22H131ZM184 20H186V18ZM121 21H122V19H120V22ZM73 22H74V20H73ZM10 23H11V20H10ZM84 23H83V20L77 19V20H75L74 24H75V27L77 28V30L78 29L79 30H83ZM99 23H101V22L99 21ZM99 23L97 24V26L99 25ZM184 23H185V21H184ZM1 24L2 23L0 21V25ZM101 24H100L101 27L107 25V23L105 25V21H104V23H101ZM110 24L113 26V24L111 22H110ZM5 25H7V24H5ZM23 25H24V23H23ZM25 25H27V24H25ZM8 26H9V24H8ZM21 26L22 25L20 23V27ZM116 26H117V24H116ZM88 27L89 26H86V28L84 27L85 28L84 30H86ZM7 28L8 27L6 26V28H4L3 30L5 31ZM187 28H188V26H187ZM10 29H11V26H10ZM149 29H150V26H149ZM3 30H2V32H3ZM21 30H23V29H21ZM112 30H113V28H112ZM108 32H109V30H108ZM8 33H9L8 31H5L4 34L2 33L3 35L1 34L2 38H0L3 41H7V44H9L8 42L11 40V39L9 40V38H8ZM21 33H20V36H21ZM25 33H26V31H25ZM60 33H58V36H59ZM14 34H16V33H14ZM17 34H18V31H17ZM56 36L54 38H56ZM144 37H146V36H143V39H144ZM86 38H87V36H86ZM121 38H123V37L121 36ZM6 39H8L9 41L6 40ZM60 39L58 38L57 40H59L60 43H61L63 40H60ZM169 39L171 40L170 41L171 44L168 43ZM59 41H57V42H59ZM234 41L235 42L237 41L240 44V48L241 49H239L240 51H239V55H238L237 60L233 63L234 65H232L231 62L233 61V58L229 59V57H230L229 49H230V46L233 44ZM71 42H73V40ZM11 43H12V40H11ZM167 45H169V47H167ZM65 49L66 48L63 49V53L65 52L64 51ZM121 50H122V52H121ZM66 51L67 52L68 51H72V49L71 50L70 49H66ZM73 52H74V48H73ZM75 52H77V50ZM12 54L13 53H11V55ZM21 54H22V56H21ZM70 54L71 53H69V55ZM11 55L7 56L9 64H11L13 62V60L10 62V60L13 58V57L11 58ZM73 55H75V53ZM58 58H60V57H58ZM65 58H66V55H65ZM61 59H62V61H64L63 58H60V61H61ZM74 59H75V57H74ZM73 60L71 59V61H73ZM56 61H59V60L57 59ZM67 61H68V59H67ZM124 61H127V63L123 65ZM69 62H70V59H69ZM102 62H105V61L102 60ZM105 63H107V61ZM79 64H80V62H79ZM2 65L3 64H1V66ZM94 68H96V67H94ZM91 71H93V70H91ZM75 76H77V79H76L77 81L75 80L76 82H74V84L76 83L75 89H76V87L78 85V87H77L78 90L76 89V93L74 94L72 92L73 93L72 94L71 93V89H69L70 90V92L68 91L69 95H66V92L64 93V91L61 90L62 88H60V84L62 83V81L65 82V83L66 82H71V80L74 79ZM90 76L91 75L88 76L89 79L90 78L92 79V77L94 76V73H93V76H91V77ZM61 79H63V80L61 81ZM93 80L94 79H92L91 81H93ZM17 81H18V86L21 84V85H23L22 87H24L22 89L20 88V90L18 88L19 91L16 90L17 89V86H16L17 85L16 84ZM51 81L54 82V83H57V84L54 86V84ZM72 81H74V80H72ZM240 82L243 83L242 84L243 89H241L242 91L241 90L240 91H241V93L242 92H244V93H243L242 101L240 102V104L239 103L237 104V103L234 102L233 95H234V92L237 90V87L241 86V85H238ZM5 84L6 85L8 84L9 85V86L7 85L8 87H10V85H11L12 86L11 88L13 89V91H15V93H17L16 91L19 92V93H17V94H19V96H20V94L22 95V93L23 94L25 92L27 93V97H25L24 100L22 99V96H21V99L23 100L22 107L19 106L21 104V101L18 102V103H20L19 105L16 103L18 106L14 105V101L19 97L17 94H16V96H18V97L16 99H14V97H16L15 95H14V97L12 96L13 99H11V95H8L7 93H6L7 98H5V95H4L5 93H3L4 91H2L5 88V86H4ZM7 86H6V88H8ZM15 86H16V88H15ZM65 86H66V84H65ZM67 86L69 88L70 84L67 85ZM72 86H74V85H72ZM12 89H11V91H12ZM73 89H74V87H73ZM21 90H23V91H21ZM238 90H237V93H238ZM5 91H6V89H5ZM8 91H6V92H8ZM11 91H10V93H12V95H13V92H11ZM72 91H74V90H72ZM110 94H112L114 96L111 97ZM8 96H10L11 100L9 99ZM64 96L65 97L68 96L71 99L70 101L77 99L76 100L77 104L74 101L76 106L75 105L74 106L67 105V103H66L67 101H66V98ZM16 101H18V100H16ZM94 102H96V101H94ZM182 102L186 103V104L183 103V106L184 105H186V106L188 105V106H190L192 108L193 118H190V119L195 121V123L194 122L193 123L194 124H199V125L203 123L202 127L196 125V126H198L196 128L195 125H194L196 131L192 132L195 135V137L193 139L194 142L192 141L193 145H191L192 144L191 142H190L191 144H186L187 143V138L189 139V136L186 133H184V130H186V128H187V127L185 128V126H187L186 121L188 119L185 116L186 114H184V113L182 114L179 111V109H178L179 107H177L178 104H180V103L182 104ZM25 104L26 103H24V105ZM96 104H99V102L95 103V105ZM171 104H174V105H171ZM26 106L27 105H25V107ZM96 106H98V105H96ZM168 107L172 108V110L174 111L176 117L178 116V120L177 121L179 122V124H177L178 126H175V127L173 126L174 128L170 127V128L163 129L164 133L162 131L163 135L161 134V136H163V138L158 136L159 138H162V139L159 140L158 143L157 142L155 143V140L153 141V139L154 138L156 139L157 137L153 138L152 135H151V132H152L151 131V127H152L151 126V122H153L152 120L155 118L154 116L157 114V112L159 110H165ZM27 109H25V110H27ZM185 110H187V109H185ZM27 111H29V110H27ZM67 112H68V115H67L68 117L66 116ZM0 114H2V111L0 112ZM17 114L15 116L19 117V114L18 115ZM30 114H31V112H30ZM22 115L24 116L25 113L24 114L22 113ZM28 115H29V113H28ZM89 115H91L90 116L91 119H89V117H88ZM243 115H244V113H243ZM162 116L164 118V121L168 117V116L164 117L166 115H162ZM179 116H180V119H179ZM16 117H15V119H16ZM234 117H236V116H234ZM5 118L6 117L0 115V125H2V126H0L1 128H3V126L6 125V121L5 120H9V118L12 119L13 117H9L8 119H5ZM24 118H26V117L24 116ZM168 118H167V120H169ZM32 119H34V118H32ZM35 119H37V118H35ZM12 121H14V120L12 119ZM12 121H10V123ZM27 121H28V119H27ZM19 122H20V120H19ZM24 122L26 124V120ZM29 122L27 123V125L30 124ZM12 123L10 125L11 127H13ZM32 123H33V121H32ZM193 123L190 124V125L193 126ZM224 123H227V124H224ZM168 124L165 123L164 127L166 125H168ZM188 124H189V121H188ZM33 125H34V123H33ZM66 125H68L70 127L71 130H70L69 133H71V134L68 133L70 136L65 134V135H67L65 137L63 135V132L65 131L64 128H65ZM222 125H223V127L220 130ZM7 126H5V127H7ZM10 126H9V128H10ZM33 127L36 129L35 125ZM33 127H32V129H34ZM166 127H169V126H166ZM9 128H8V130H10ZM218 128H219L220 132H218L219 130L217 131ZM32 129H31V131L33 132L34 130H32ZM37 129H38V127H37ZM37 129H36V131H43L42 129L41 130H37ZM13 130H14V128L11 131L12 133H13ZM214 130H216L218 133L216 131H214ZM189 131H191V130L189 129ZM44 132H42L43 135L45 134ZM14 133H16V132H14ZM14 133L13 134L9 133V134L12 137L13 135H16ZM17 133H18V131H17ZM51 133H50V135H51ZM6 134H7V132H6ZM31 134H33V133H31ZM31 134H30V136H31ZM185 134L188 137H185ZM214 134H216V138L214 137L215 136ZM50 135H48V136H50ZM52 136H54V134H52ZM52 136L50 138H52ZM6 139H8V135H7ZM43 139H46V138H43ZM58 139L56 137V142L59 141ZM262 139L263 138L261 137V141H262ZM8 140H11V138H9ZM52 140H55V138L52 139ZM5 142H7V140ZM47 142L49 143L48 139H47ZM52 142H54V141H52ZM8 143H11V142L9 141ZM97 143L100 144V146ZM54 144H56V143L54 142L53 145ZM92 145H94V146H92ZM96 145H98L99 147H97ZM91 146H92V148L96 146L95 148H93L95 150L89 151V148H91ZM49 148H52V147H49ZM96 148H98V149H96ZM213 149L214 148L212 147V150ZM212 150L210 149L208 154ZM103 151L104 152L113 151V153H114L113 160H120L121 161V165L120 164L119 165L122 166L121 170L123 169V172L122 171H120V172H122L123 174L121 173L120 176H122L121 180L124 181V185L125 186L118 182L120 180L117 181V179H113V177H111L112 180H116L118 182V185L121 184V186L122 187L124 186V188H122V187L119 188V187H117L118 185L117 186H114L113 184L112 185L114 186V188H118L119 192L122 193L124 191L122 194H124L126 192L129 193V194L128 193L125 194L126 196H124V198L127 197L126 199H123V200L121 199L122 200V201L120 200L121 202L116 201L118 204L116 203L115 206H112V204H109L111 206V207H109L108 204H105V207H106V205H108L109 208L108 207L107 208H103V210H102L103 216H106L109 219L110 218L111 219L115 218V220L116 219L123 220V223L121 222L122 224L121 225L119 224L117 226H115V224L114 225L112 224V226H111V224L109 225L108 223H99L100 221L98 222L95 219V218H97L96 216H94L95 218H93L89 214L86 215L85 212H84V208L85 207H82V205H84V203L81 201L82 199L80 197V195L82 194L81 191L83 193H84V191H86V188H85L86 186H83L84 188L82 189V185L83 184L85 185V183L82 182V179L80 177V173H82V175H84L85 173H86L85 175H88L87 174L88 170H86L87 164L89 162L88 160H90L89 163H92L91 160H96V158L99 157L97 155V153L101 154ZM188 151H184V153H188ZM215 151H217V150H215ZM174 153H175V151H174ZM179 156L182 157V155H179ZM198 158H197V160H198ZM108 159L109 158H107L105 160H108ZM109 160H112V159L110 158ZM194 160H195V156H194ZM42 162H43V160H42ZM53 162H55V161H53ZM183 162H186V161H183ZM88 165H91V164H88ZM52 166H53V163H52V165L50 163H47L46 167H48V168H46L44 166V168L47 169L45 171H49V169H52L53 167H55V166H53V167ZM95 166H98V165H95ZM98 167H95V168H98ZM61 168L63 169V167H61ZM61 168H58L59 173H61V171H60ZM72 168H74V169L72 170ZM191 169H193V168H191ZM191 169H190V171H191ZM56 170H57V168H56ZM91 170H89V171H91ZM100 170H101V168L99 169V171ZM107 170H108V168H107ZM50 171H52V172H50ZM50 171L48 173H51V174L53 172L55 173V171L53 169L50 170ZM40 172H39L40 175H38V176H41V175L44 176L45 175V173L43 174L41 172L42 173L41 174ZM91 172H93V171H91ZM91 172H88V173L91 174ZM109 172H110V170H109ZM236 172H237V170H236ZM240 172H242V170H240ZM105 174L107 176L110 173H108V174L105 173ZM85 175H84V177H87ZM200 175L201 174H199V177H200ZM60 176H61V174H60ZM60 176H59V178H60ZM104 176H102V177H104ZM46 177L48 178L49 175H46L45 179H43V178L42 179L44 181H47ZM51 177H49V178H51ZM55 177H58V176H55ZM88 177H90V175ZM193 177H195V176H193ZM49 178H48V180H49ZM59 178H57V180ZM203 178L205 179V177H203ZM61 179H59L58 181H60ZM50 180L53 181L52 178ZM230 180H231V178H230ZM232 180H233V178H232ZM117 182H116V184H117ZM178 183H179V186L177 185ZM211 183L212 182L206 180L204 182H201V185H203L205 187V186H207V185H209ZM214 183H215V181H214ZM48 184H50V183H48ZM60 185H62V184H60ZM142 185L143 186L147 185V187L149 186L150 187V188L148 187L149 189H153V192H152V190H151V192L154 193L156 191L158 196L161 194L162 198L159 196V198H160L159 200L160 201L157 200V201H159L158 205L161 203V200H163L164 195H165V198H166L168 193H172L173 191L176 190L179 193L177 197H175V195H174V197L177 198L175 200L176 203L173 201L175 203L173 205V202H172V204L170 202V205H172V208H167V206L165 207V203L163 204V201L161 203L162 206L161 205L160 206L156 205L157 206V209H156L157 210V212H156L157 215H155V216H157V218L154 216L155 219H153V220H152V218L151 219L149 218L148 214H146V217H148L146 219L145 216H144L145 213L141 212V211H140V213L137 212V215L140 216V217H138L137 215H135V212L132 213V211L135 209L136 206L139 207L140 204H139V202L136 203L135 201H134L135 203H133L132 199H134L136 197L135 196L136 194L140 195V193L143 190L142 189L143 188ZM212 186H214V185H212ZM15 187L17 188V186H15ZM110 187H109V189H110ZM144 188H145V186H144ZM210 188H208V189H210ZM147 189H146V191H147ZM140 190H141V192L139 193ZM144 191H145V189L143 190L142 195H143V193L146 194V192H144ZM156 192H155V195H156ZM159 192H161V193H159ZM127 195H129V197L130 196L131 197L129 198ZM189 195H190V193H189ZM122 196H120V197L123 198ZM133 196H134V198H133ZM137 197H138V199H134V200L137 201V200L141 199L142 197H144V195L142 197H140V196H137ZM169 198H170V196H169ZM206 198H207V196H206ZM208 198H207V201H208ZM172 199H173V197H172ZM47 200H48V198H47ZM142 200L143 199H141L139 201H142ZM18 201L19 200H17V202ZM25 201H27V200H25ZM81 202H82V204H81ZM98 203H100V202L98 201ZM113 205H114V203H113ZM19 206H20V204H19ZM51 206H53V205H51ZM163 207L168 209V211L166 209H165L166 211H163ZM45 208L47 210L48 207H45ZM140 208H142V207H140ZM50 209H51V207H50ZM39 210L40 209L38 207V210H37V214L38 215H39ZM52 210H54V209L52 208ZM56 211H57V214H56ZM11 212H12V210H11ZM40 213H41V211H40ZM141 213H143L142 216H144L143 218H145V219H143L141 217ZM37 214H35V215H37ZM130 214L131 215L134 214L135 218L134 217H133L134 219L131 218L132 216L130 217L129 216ZM187 214H189V213H187ZM128 217H130L131 219H128ZM187 217H188V215H187ZM32 218L35 220L34 216H32ZM38 218H40V217H38ZM103 218H105V217H103ZM171 218H169V219H171ZM190 218H192V217H190ZM98 219H102V218L98 217ZM109 219H107V221H109ZM148 219H150L151 221L150 220L148 221ZM178 219H180V218H178ZM22 220H25V219H22ZM48 221H49V219H48ZM164 221H166V220H164ZM192 221H194V220H192ZM28 222H27V224H28ZM104 222H105V220H104ZM111 222H112V220H111ZM150 222H153V223L150 224ZM157 222H159V221L157 220ZM50 223H51L50 226H49L50 228H51L52 225H55L54 222L52 224V221H50ZM169 224H171V223H169ZM43 226L48 227L47 222H46L45 225L42 224V227ZM150 227H152V229ZM14 228H17V227H14ZM22 228H24V227H22ZM41 228L38 229V232H39V230H42ZM48 228H45V230L46 229L48 230ZM161 228L162 227H160V229ZM172 228H173V226H172ZM45 230H43V231H45ZM150 230L149 231H145V233L146 234L148 233L149 236L152 235L151 234L152 231H150ZM43 231H41L40 233H43ZM58 232H57V234H58ZM166 232H168V231H166ZM47 233H48V231H47ZM64 233H66V232H64ZM64 233H62V234H64ZM48 235H49V237L51 236L50 233H48ZM148 235H146V237H149ZM33 236H31V238ZM52 236L54 237V235H52ZM52 236L50 238H52ZM112 236H109V237H112ZM155 236L159 237V235H155ZM161 236H163V235H161ZM36 237H37V235H36ZM49 237H48V239H50ZM163 238H166V236L163 237ZM102 239L106 240V238H102ZM18 240H19V238H18ZM15 241H16V239H15ZM143 241H144V239H143ZM167 241L169 242V240H167ZM21 242H23V241H21ZM133 242L135 243L136 240L133 241ZM138 242L139 241L137 240V243ZM164 242H166V241H164ZM26 243H27V241H26ZM91 244H92V242H91ZM151 245H153V244H151ZM159 245H160V243H159ZM159 245H158V247H159ZM104 247H105V244H104ZM155 248L156 247H154L152 249L154 250ZM65 249H67V248H65ZM164 249H166V248H163V250ZM115 251H113V252H115ZM161 252H162V250H161ZM69 253H71V252L69 251ZM67 254H68V252H67ZM151 254H152V252H151ZM153 254L155 256V253H153ZM157 254H158V256L160 255L159 253H157ZM95 256H97V255H95ZM121 256L119 257V260L120 259L122 260V258L123 259L126 258V256H124V257H121ZM164 256H165V254H164ZM64 258H65V256H64ZM157 258H159V257H157ZM105 259H107V257H105ZM128 259L130 261V258H128ZM119 260H117V264L121 262V260L120 261ZM66 261H67V258H66ZM76 261H78L77 263H79V260H76ZM72 262H73V260L71 261V263ZM66 263L70 264V261L66 262ZM89 263H91V262H89ZM92 263H94V262H92ZM124 264H125V262H124ZM155 264H158V262L155 263ZM159 264H160V262H159Z\"/></svg>", "mask_w": 264, "mask_h": 264}, {"label": "crops", "instance_id": "0c3cea01", "mask_svg": "<svg viewBox=\"0 0 264 264\" xmlns=\"http://www.w3.org/2000/svg\"><path fill=\"white\" fill-rule=\"evenodd\" d=\"M215 3H217V1L214 0V2L212 1V2L210 3V5L212 6V4H215ZM211 8H212L213 10L216 9V8H214V7H210V11H211ZM208 9H209V8H206V10H208ZM206 10L200 12V15H201V16H206V15L211 14L210 11H209L210 13L208 14V12H207ZM213 10H212V11H213ZM212 14H213V12H212ZM212 14H211V15H212ZM218 14H219V13H218ZM211 15H210V16H211ZM216 16H217V15H216ZM216 16H215V17H216ZM215 17H210L209 19H212V18H215ZM209 19H207V20H209Z\"/></svg>", "mask_w": 264, "mask_h": 264}]
</instances>
